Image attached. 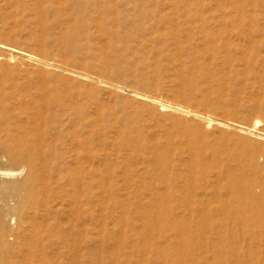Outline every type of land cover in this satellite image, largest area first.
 <instances>
[{"label": "rangeland", "instance_id": "374dc122", "mask_svg": "<svg viewBox=\"0 0 264 264\" xmlns=\"http://www.w3.org/2000/svg\"><path fill=\"white\" fill-rule=\"evenodd\" d=\"M0 44L2 264H264V0H0Z\"/></svg>", "mask_w": 264, "mask_h": 264}, {"label": "bare ground", "instance_id": "6f19581e", "mask_svg": "<svg viewBox=\"0 0 264 264\" xmlns=\"http://www.w3.org/2000/svg\"><path fill=\"white\" fill-rule=\"evenodd\" d=\"M0 49L1 50H3V51H5V52H12V53H15V54H18V56L19 55H21V56H25V58L27 57H29L30 58V56L28 55V54H26V53H23V52H19V51H16V50H14V49H11L10 47H7V46H4V45H2V44H0ZM0 50V51H1ZM12 56H13V54H12ZM0 58H2V56H0ZM6 58L7 57H5L4 58V60H6ZM13 58H14V56H13ZM24 58V59H25ZM3 59V58H2ZM9 59H11V60H13L12 59V57L10 56L7 60L8 61H10L11 62V60H9ZM27 60V59H26ZM31 60H32V58H31ZM34 60V59H33ZM37 64H43V63H41L40 62V60H34ZM43 62V61H42ZM136 97H139V98H141V95H139V94H134ZM168 105V104H167ZM167 105H164V104H161V106L162 107H167ZM170 107V106H169ZM172 110H174V111H176V112H178V113H186V111L185 110H183V109H181V108H179V107H177V106H172V107H170ZM189 114V113H188ZM197 117H200V118H202L205 122H206V124L208 125L210 122H211V119L210 118H208V117H202V116H199V115H196ZM253 125H252V128H254V129H256V128H258L261 124H260V120H258V119H254V121H253V123H252ZM16 151H18L17 150V148H16ZM16 172L15 171H10V170H4V171H0V174L1 175H6V176H11V175H14ZM28 186V182H25V183H23L22 185H20L19 187H23V188H26ZM241 191L239 190V193H240ZM249 194V197H253V198H255L256 200H260L261 201V198L262 197H264V196H262V197H259V198H256L255 197V195L252 193V192H250V193H248ZM261 203V202H260ZM260 205V204H259ZM259 205H257L258 207H259ZM262 216V215H261ZM261 220H264V219H261ZM2 231V224L0 223V232ZM1 245V244H0ZM0 264H2L1 262H0Z\"/></svg>", "mask_w": 264, "mask_h": 264}]
</instances>
